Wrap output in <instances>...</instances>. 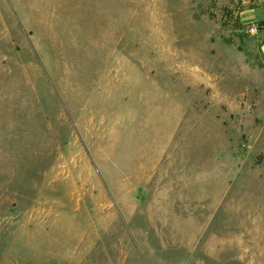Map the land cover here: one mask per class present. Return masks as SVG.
<instances>
[{
	"label": "rangeland",
	"instance_id": "374dc122",
	"mask_svg": "<svg viewBox=\"0 0 264 264\" xmlns=\"http://www.w3.org/2000/svg\"><path fill=\"white\" fill-rule=\"evenodd\" d=\"M258 7L0 0V255L264 264Z\"/></svg>",
	"mask_w": 264,
	"mask_h": 264
},
{
	"label": "crops",
	"instance_id": "0c3cea01",
	"mask_svg": "<svg viewBox=\"0 0 264 264\" xmlns=\"http://www.w3.org/2000/svg\"><path fill=\"white\" fill-rule=\"evenodd\" d=\"M241 19L245 25H252V24H258V23L264 24V7H258L255 9H249V10L244 11L242 13ZM259 35L262 38L261 54L264 58V27L259 32ZM8 254L9 253L3 254L2 256L0 255V264H17V263L12 262V260H14V259H12V257ZM30 256H31V254H30ZM35 257H37V256H35ZM23 263L26 264V260H23Z\"/></svg>",
	"mask_w": 264,
	"mask_h": 264
},
{
	"label": "built area",
	"instance_id": "2783aa9c",
	"mask_svg": "<svg viewBox=\"0 0 264 264\" xmlns=\"http://www.w3.org/2000/svg\"><path fill=\"white\" fill-rule=\"evenodd\" d=\"M263 29V25L262 24H253L250 28V33L253 35H257L259 34V32Z\"/></svg>",
	"mask_w": 264,
	"mask_h": 264
},
{
	"label": "trees",
	"instance_id": "16d2710c",
	"mask_svg": "<svg viewBox=\"0 0 264 264\" xmlns=\"http://www.w3.org/2000/svg\"><path fill=\"white\" fill-rule=\"evenodd\" d=\"M263 25V27H264V24H262Z\"/></svg>",
	"mask_w": 264,
	"mask_h": 264
}]
</instances>
